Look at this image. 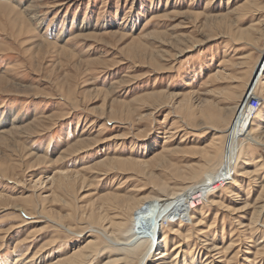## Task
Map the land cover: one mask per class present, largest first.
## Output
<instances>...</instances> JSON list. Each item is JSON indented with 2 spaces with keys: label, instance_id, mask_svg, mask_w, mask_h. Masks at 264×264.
<instances>
[{
  "label": "rangeland",
  "instance_id": "obj_1",
  "mask_svg": "<svg viewBox=\"0 0 264 264\" xmlns=\"http://www.w3.org/2000/svg\"><path fill=\"white\" fill-rule=\"evenodd\" d=\"M263 53L264 0H0V264H138L152 238L101 234L128 242L129 208L220 171ZM251 89L235 181L163 220L144 264L211 245V264H264V76Z\"/></svg>",
  "mask_w": 264,
  "mask_h": 264
},
{
  "label": "bare ground",
  "instance_id": "obj_2",
  "mask_svg": "<svg viewBox=\"0 0 264 264\" xmlns=\"http://www.w3.org/2000/svg\"><path fill=\"white\" fill-rule=\"evenodd\" d=\"M264 76V53L262 56V59L258 62L256 68L254 69L252 73V77L250 79L248 91L245 92V95L243 96L241 103L239 105H235L234 107L229 109L228 114H237V119L233 120L231 125L228 128V141H227V149L225 158L223 160V165L220 169V171L214 175L213 177L204 180L202 183L194 184L191 186L186 187V189L182 190L181 192H174L168 195L167 197L161 198L159 196H156L155 198H152L151 200H147L146 205H142L141 203H138L137 207L134 205L133 207L129 208L131 213H143L142 217L144 220L143 228L145 229L144 232H141L131 238L126 243H117L113 242L105 236L104 234H101V236L110 244H125V245H131L133 243L141 242V239H148L152 238L150 240V245L148 246V249L146 252L141 256L138 264H144L145 257L149 254L150 249L153 246V238L157 234V231L159 229L163 230V226H161V222L163 220H169L170 218H179V224L178 227H183L182 220L185 219L187 221L193 219L191 210L197 209L198 205H201L203 201H206L207 196H212L210 194L211 192L218 190L219 188L223 187L228 189L227 185L231 184V182H234V178L231 175V168L237 159L238 152L241 147L242 141H247L250 143H255L254 133L251 129L252 123V116L255 114L256 110L258 109L259 100L253 96L254 92L253 89L256 86V84L260 81V78ZM253 134V135H252ZM241 141V142H240ZM58 185L61 187L64 182L66 183L68 181L67 175L64 176V174H60L58 176ZM208 190V192H206ZM210 192V193H209ZM210 194V195H207ZM153 203L152 205H150ZM147 211V212H146ZM199 225V224H198ZM196 225V226H198ZM172 234L176 236H180V232H178L176 229L172 230ZM145 235V236H144ZM162 248V247H160ZM156 249V248H155ZM175 249H177L180 253L185 252V248L183 246H177ZM221 248L219 246H208V250H206V254L204 256V264L207 260H210L208 264L212 263L213 254L219 255L221 251H219ZM79 254V253H78ZM157 259L153 260L151 264H171V261H167V253L165 251H161V253H158ZM78 255H75L71 257V261L69 260H63L59 262L60 264H66L67 262H74L75 257ZM89 256L84 255V259L88 258ZM218 257V256H215ZM219 260L221 257H218ZM147 259V258H146ZM75 264V262L73 263Z\"/></svg>",
  "mask_w": 264,
  "mask_h": 264
}]
</instances>
